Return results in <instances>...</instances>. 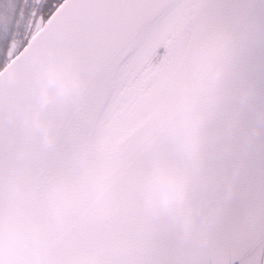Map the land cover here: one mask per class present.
<instances>
[{"label": "water", "instance_id": "1", "mask_svg": "<svg viewBox=\"0 0 264 264\" xmlns=\"http://www.w3.org/2000/svg\"><path fill=\"white\" fill-rule=\"evenodd\" d=\"M209 1L150 114L93 155L120 69L186 0H151L119 52L99 32L36 24L0 70V264H232L264 225V3L231 0L207 32ZM46 68L78 85H50L44 102Z\"/></svg>", "mask_w": 264, "mask_h": 264}, {"label": "trees", "instance_id": "2", "mask_svg": "<svg viewBox=\"0 0 264 264\" xmlns=\"http://www.w3.org/2000/svg\"><path fill=\"white\" fill-rule=\"evenodd\" d=\"M195 8L196 0L183 3L120 69L98 121L96 138L100 144L116 142L153 110L190 50L194 27L201 16ZM15 10L16 0H0V36L7 34ZM22 43L13 39L0 61V70L21 50Z\"/></svg>", "mask_w": 264, "mask_h": 264}, {"label": "snow or ice", "instance_id": "3", "mask_svg": "<svg viewBox=\"0 0 264 264\" xmlns=\"http://www.w3.org/2000/svg\"><path fill=\"white\" fill-rule=\"evenodd\" d=\"M264 3V0H258ZM151 0H16V10L7 34L0 36V61L13 39L28 40L31 29L65 22L82 33L99 32L117 52L130 48L152 13ZM18 49V50H20ZM255 60L264 64V44L257 47ZM232 264H264V225L248 232L233 244Z\"/></svg>", "mask_w": 264, "mask_h": 264}, {"label": "rangeland", "instance_id": "4", "mask_svg": "<svg viewBox=\"0 0 264 264\" xmlns=\"http://www.w3.org/2000/svg\"><path fill=\"white\" fill-rule=\"evenodd\" d=\"M188 0H186L187 2ZM195 1V0H194ZM231 0H221L220 2V6L216 9L215 13L216 15H212V18L210 17V24H207L208 28H207V32H213L215 30V27L218 25V23L220 22V20L222 19V16L224 15V13L228 12V10L230 9L229 8V2ZM209 0H196V10H195V13L196 14H199L202 16L203 13H205L208 9V6H209ZM185 3V2H184ZM181 6V5H180ZM179 6V7H180ZM176 12V11H175ZM200 16V17H201ZM172 17V16H171ZM169 18L167 19H163L161 22L158 23V25L155 27L156 30H159L161 29L165 24L166 22L168 21ZM212 19V20H211ZM199 36H200V32H199V29H198V25H195L194 27V33H193V36H192V40H191V47H190V50L189 52L187 53L186 57L189 56V54L192 52L193 50V47L195 46L196 42L198 41L199 39ZM142 45V44H141ZM136 53V52H135ZM134 53V54H135ZM185 57V58H186ZM184 58V59H185ZM184 61V60H183ZM182 64V63H181ZM179 69V67H178ZM177 69V70H178ZM176 70V71H177ZM176 73V72H175ZM174 73V74H175ZM173 74V75H174ZM173 77V76H172ZM171 77V78H172ZM98 125V124H97ZM97 126H96V130L92 132L91 136H90V139H89V147H90V151L92 152V155L93 154H96L97 152H102L104 151L109 145L113 144L110 142L109 143H102L100 144L98 141H97Z\"/></svg>", "mask_w": 264, "mask_h": 264}, {"label": "clouds", "instance_id": "5", "mask_svg": "<svg viewBox=\"0 0 264 264\" xmlns=\"http://www.w3.org/2000/svg\"><path fill=\"white\" fill-rule=\"evenodd\" d=\"M42 78L46 81L41 94L44 102H47V100L49 99L48 87L50 85H56L58 92L61 94H67L71 92L78 85V80L75 77H65L58 73L54 68L44 69L42 71Z\"/></svg>", "mask_w": 264, "mask_h": 264}, {"label": "flooded vegetation", "instance_id": "6", "mask_svg": "<svg viewBox=\"0 0 264 264\" xmlns=\"http://www.w3.org/2000/svg\"><path fill=\"white\" fill-rule=\"evenodd\" d=\"M28 27H29V29H31V35L29 36V33H28V31L26 30V31H25V33H24V36H25V38H27V40L29 41V40H30V38H31V37H32V35H33V31H34V28H35V27H34V28H32L30 24H29V26H28ZM19 42H20V43H22V42H23V40L19 39ZM24 46H25V45H24Z\"/></svg>", "mask_w": 264, "mask_h": 264}, {"label": "bare ground", "instance_id": "7", "mask_svg": "<svg viewBox=\"0 0 264 264\" xmlns=\"http://www.w3.org/2000/svg\"><path fill=\"white\" fill-rule=\"evenodd\" d=\"M166 100H167V96H164V98H163V102L165 103Z\"/></svg>", "mask_w": 264, "mask_h": 264}]
</instances>
